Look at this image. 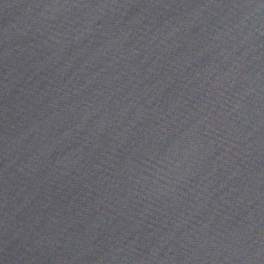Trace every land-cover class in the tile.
I'll list each match as a JSON object with an SVG mask.
<instances>
[{"label": "water", "instance_id": "water-1", "mask_svg": "<svg viewBox=\"0 0 264 264\" xmlns=\"http://www.w3.org/2000/svg\"><path fill=\"white\" fill-rule=\"evenodd\" d=\"M0 264H264V0H0Z\"/></svg>", "mask_w": 264, "mask_h": 264}]
</instances>
